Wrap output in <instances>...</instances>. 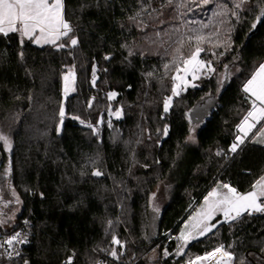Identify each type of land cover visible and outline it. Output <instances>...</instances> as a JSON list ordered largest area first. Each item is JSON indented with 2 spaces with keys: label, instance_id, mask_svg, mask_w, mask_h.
I'll list each match as a JSON object with an SVG mask.
<instances>
[{
  "label": "trees",
  "instance_id": "1",
  "mask_svg": "<svg viewBox=\"0 0 264 264\" xmlns=\"http://www.w3.org/2000/svg\"><path fill=\"white\" fill-rule=\"evenodd\" d=\"M179 1L173 0L168 14L186 25L184 57L195 45L189 36L210 35L201 46L223 53L217 67L224 74L222 81L210 77L175 96L167 113L163 105L172 97L175 65L150 52L149 29L139 22L153 8H166L168 0H64L65 19L78 44L63 50L29 40L21 44L16 33L0 34V135L12 138L10 153L0 141V191L6 198L11 188L22 203L15 226L28 220L32 228L20 264H65L69 258L73 264H114L102 253L112 246L106 222L119 216L120 205L133 214L135 238L121 239H126V257H143L136 264H148L144 257L156 252L155 264H183L221 245L235 255L234 264H264V214L221 224L176 262L174 256L163 258L177 246L165 234L176 237L191 208L213 188L229 184L245 193L264 176V145L254 134L230 151L251 106L243 88L264 63V19L257 22L264 0H246L230 18L233 28L224 19L232 13L230 1L222 0L227 9L214 8L206 18L181 10ZM68 65H76L81 90L68 99L61 123L62 72ZM113 92L117 95L110 100ZM113 103L123 110L115 121L120 138L107 130L95 137L74 118L96 119ZM11 154L12 179L8 176L5 185ZM163 181L172 185V194L155 216L151 196Z\"/></svg>",
  "mask_w": 264,
  "mask_h": 264
},
{
  "label": "snow or ice",
  "instance_id": "2",
  "mask_svg": "<svg viewBox=\"0 0 264 264\" xmlns=\"http://www.w3.org/2000/svg\"><path fill=\"white\" fill-rule=\"evenodd\" d=\"M209 0H203L207 4ZM240 4H236L239 8ZM264 19V13L257 22ZM207 27V25H204ZM253 28L256 24L252 25ZM73 31L70 23L65 19V5L64 0H0V34L8 36L10 33H17L20 37L21 44L24 43L25 38L36 44H53L57 45V41L63 37H69L71 46H76L78 40L70 37L69 34ZM191 44L195 42L193 50L184 57L180 48L176 49L177 56L173 58V65H175L176 74L172 76L173 87L172 95L178 96L180 94L181 86L186 87L188 81L187 76L191 75L192 79L198 78V73L205 67L209 71H214L210 67V62L206 64L205 61L199 59L201 52L205 49L201 46L204 42H210V35L204 36L196 34L188 37ZM183 46V40L180 41ZM60 48L65 47L64 44L57 45ZM214 54V53H213ZM108 59V57H105ZM181 64L183 67H181ZM169 64H165L164 68L168 70ZM183 73V75H181ZM151 75V73H149ZM95 84V69L93 70ZM64 79V96L67 98L70 92L75 91V73L69 70ZM195 87L196 85H192ZM244 92L249 93L252 99L251 110L244 117L242 123L238 126L239 132L244 133V136L237 135L236 141L231 145L230 151L235 153L240 145L244 143V138L256 124L264 121V64H261L251 79L247 81L244 86ZM117 94L115 92L109 94V99H114ZM172 103V97H166L164 100L163 110L167 113ZM91 107V102H89ZM119 116V110L114 113ZM59 116L61 123L65 117V109L62 105ZM84 123V121H81ZM92 127V125H88ZM95 131V129H93ZM163 134L167 136L168 128L163 129ZM0 141L3 142L5 149L11 150V143L6 136L0 135ZM260 142V141H257ZM218 155L220 153H217ZM93 175L100 176V171L93 172ZM264 176L260 177L253 185L252 190L241 193L235 187L229 184L217 185L204 198V204L197 214L192 217L191 231L181 233L179 239L187 242L190 239H196L197 234L203 236L213 230L220 223H231L240 219L245 213L252 215L254 213H264ZM222 214L223 220L217 221L215 224L210 223L217 214ZM187 228L188 225L186 224ZM19 234L8 240L7 243L11 245L14 240H17ZM112 242L120 245L121 242L113 237ZM111 256L118 258V253L115 249L111 251ZM167 254V253H166ZM10 255V254H9ZM219 255L220 259L216 264H231L233 255L225 251L223 246L216 248L214 251L208 253L204 257H197L198 261L210 260ZM67 264H71L69 258ZM195 264V262H191Z\"/></svg>",
  "mask_w": 264,
  "mask_h": 264
},
{
  "label": "rangeland",
  "instance_id": "3",
  "mask_svg": "<svg viewBox=\"0 0 264 264\" xmlns=\"http://www.w3.org/2000/svg\"><path fill=\"white\" fill-rule=\"evenodd\" d=\"M228 1H230L232 4L231 5L232 10L231 11L233 14L232 13L228 14L224 19H225V21H227L228 24H231L230 28H233L232 27L233 22L231 21L230 18L232 17V15H234L235 12L240 11V9L242 8V5L246 2V0H228ZM222 4H223L222 0H209V2L207 4L203 3V0H180L176 6H178L179 8L181 7V10L183 8V11H186L189 15L192 14L194 17H201V18L205 17L206 18L207 16L210 17V14L212 16V14L214 13V8H225V10H226L227 8L225 6H223ZM236 4H240V7L236 8ZM174 5H175V3L173 2V0H168V6H165L166 8H163V7L162 8H160V7L159 8H157V7L153 8L151 10V13L148 14L147 18L145 20L142 19L139 22V25L141 26V28H148L149 29V33H147V35H146L147 40H148L146 44L150 48V52L152 54L162 53L165 56H167V58L169 59L170 62H172L173 58L175 56H177V53H176L177 48H180L182 51V50H184V48L187 47V43L185 41V38H183L184 28L186 25H183L182 23H177L178 21L175 19V15L173 16V13L171 14V16L168 14V9L172 8ZM170 6H172V7H170ZM183 11H181L179 13V15H183ZM188 14L186 16H188ZM174 24H176V25H174ZM231 31H232V29H229V32H231ZM69 36L73 37L71 35V33L69 34ZM18 37H19V35H18ZM226 39H228V38H226ZM181 40H183V46H181V44H180ZM24 41H28V40L25 38ZM59 44H64L65 47L60 48L57 46ZM36 45H38V46H48V45L56 46L58 50H63L66 47L70 48V46H71L69 37H63L61 40L57 41V45H53V44H36ZM222 45H223V43L220 45V47ZM193 48H190V51L188 50L189 54L193 50ZM142 50H145V48H142ZM158 51H160V52H158ZM185 58H187V57H185ZM222 58H223V53L219 55V53L217 52V54H216L214 52V50L209 49V48L205 49V51L201 52L199 59L205 61L206 64L208 62H210V67L212 69H214V71H209L208 68L205 67L204 69L201 70L200 73L197 74L198 75L197 79L193 80L191 75L187 76L186 79L188 81V84L186 87L181 86V88L179 90L180 93L184 92L187 88L193 87L192 86L193 84L197 85L202 80L208 79L210 77L220 76L221 81H222L224 73L219 72L218 67H217L221 63ZM181 67H183L182 64H181ZM70 69L73 70L75 73V84H74L75 91L70 92L69 95L67 96V98H65L64 91H63V89H64L63 77H64V75H66L68 73V71ZM175 74H176V72H175ZM253 74H255V73H253ZM181 75H183V73H181ZM93 79H94V76L92 75V81H93ZM97 80H98V75L96 74V71H95V82ZM221 81H220L219 87H221ZM61 87H62V97H63L61 106L63 105L64 109H65V105L67 104L68 99L70 97H72L74 94H77V92L79 93L81 90V88H79V75L77 73L76 65H74V66L68 65L67 67H64L63 72H62V85H61ZM247 96H248V100H249L248 103H250V105L252 106V99L253 98L251 97V95L249 93H247ZM174 97L175 96L172 95V101L174 100ZM111 100H114V99H111ZM171 105H172V103H171ZM251 106H250V110H251ZM118 110L120 113L119 116L114 114ZM59 112H60V110H59ZM245 116H243V117H245ZM74 118L78 122V124L82 125L83 127L87 128L88 130H90L91 133L93 135H95V137L101 138L104 131H106V130L109 132L115 133L114 134L115 139L121 137V135L118 133V131L115 130V121L123 118V110L120 106H118L115 103L108 105V106H103L102 111L100 112V114L98 115V117L96 119H93V118L84 119V118H79V117H74ZM59 119L61 120L60 116H59ZM65 119H66V110H65V117H64L63 121ZM243 119H242V121H243ZM81 121H84V123H81ZM242 121H241V123H242ZM88 125H92V127H88ZM60 128H61V126L59 127V131H60ZM93 129H95V131ZM236 131H237V135L244 136V133L239 132L238 127L236 128ZM252 134H254V138L256 141H260L257 143L264 145V121H261L260 123L256 124V127L252 128L251 131L248 132V135L244 138V142ZM5 136L10 141L11 149H12V138L10 136H8V134H6ZM189 141L192 143L196 142L195 138L193 139L192 135L190 136ZM6 151H7V153L8 152L10 153L11 150L10 151L6 150ZM12 157H13V155L11 154L9 161H12ZM99 159H100V155H98V161H99ZM9 166H10V164H9ZM8 176L9 177L11 176L10 167H9V170L7 169V171L3 175L2 184H5V185L9 184V182H8L9 180L7 179ZM172 188L173 187L170 183L163 181V182H160L158 184L156 189H154V192L152 193V196H151V205L150 206H151L152 211H153L155 216L157 214H159V212L166 206V204L170 200V197L172 194V191H171ZM6 191H8V194H9V196L6 198L2 197L3 195H1V191H0V195H1L0 196V229L1 230H9V229L13 228L16 225L17 217L22 212L21 211L22 210V203L20 201H18V198L16 197L15 192L12 191V189L8 188V187L6 188ZM262 199H264V198H262ZM203 204H204V200L200 203V205L198 207L194 206L191 208L188 216L186 217L185 222L181 226L179 234L176 237L170 236V233L165 234V236L167 238H171L170 240H174V242L177 244L176 250L173 253L165 252L163 254V258L165 260L174 256L172 261L176 262L175 260L184 256L188 247L194 241L210 235L221 224H229V223L217 224V226L215 228H213V230L211 232H209L203 236H199L197 234L196 239H190L187 242L179 239L182 231L183 232H189L192 230L191 229V224H192L191 218L197 214V212L201 209ZM117 212H118L119 216H117V218H115V220L111 219V217H108L109 220H107V222H106V234H107L106 236H107V238H110V240H111L110 244H112V246L110 248L105 249V252H103L102 255L104 254L106 257H108L110 260H112V262L114 264H119V263L136 264V262L142 261L143 257L141 255H140L141 257L138 255L135 257L134 254H130L131 257L130 256L126 257L127 254L125 255V252H124V248L126 245L124 243V241L126 239H121V238H128L129 242H132L133 238H135V236L133 235L134 227L132 226L133 214H132V212H130L129 206L126 209L125 208L123 209V207H121V205H120L117 207ZM256 214H264V213H254L252 215H256ZM244 215H246V213ZM252 215H248V216H252ZM218 220L219 221L223 220L222 214L218 213L210 223L215 224ZM186 224L188 225L187 228L185 227ZM120 228L125 229V235H123V236L120 235ZM113 237L117 238L121 242V244L120 245L114 244L112 242ZM113 249H115L117 251L118 258H114L113 256H111L110 253ZM225 251H227V250H225ZM232 255H233V260L231 261V264H234L235 255L234 254H232ZM159 259H160V256L158 255L157 252L153 253L149 257H146V258L144 257V261L146 260V262H148V264L158 263ZM194 260H197V259L187 260L183 264H188V263L191 264V262H194ZM195 264H216V262L210 263V262H208V260H204V261H199V262L195 261Z\"/></svg>",
  "mask_w": 264,
  "mask_h": 264
},
{
  "label": "built area",
  "instance_id": "4",
  "mask_svg": "<svg viewBox=\"0 0 264 264\" xmlns=\"http://www.w3.org/2000/svg\"><path fill=\"white\" fill-rule=\"evenodd\" d=\"M17 234H19L18 239L14 240L13 243L9 245L7 241ZM31 234L32 228L28 220L23 221L21 224L9 230L0 229V264H20L26 249L31 244ZM195 261L197 260H194V262ZM67 262H65V264H67ZM23 264H30V261H26ZM71 264H73L72 260Z\"/></svg>",
  "mask_w": 264,
  "mask_h": 264
},
{
  "label": "bare ground",
  "instance_id": "5",
  "mask_svg": "<svg viewBox=\"0 0 264 264\" xmlns=\"http://www.w3.org/2000/svg\"><path fill=\"white\" fill-rule=\"evenodd\" d=\"M205 256H206V255H205ZM203 257H204V256H203ZM218 259H220V257L217 255L215 258H212V259L208 260V262H210V263H211V262H215V261L217 262ZM197 261H198V260H197ZM197 261H196V262H197ZM198 262H199V261H198Z\"/></svg>",
  "mask_w": 264,
  "mask_h": 264
},
{
  "label": "water",
  "instance_id": "6",
  "mask_svg": "<svg viewBox=\"0 0 264 264\" xmlns=\"http://www.w3.org/2000/svg\"><path fill=\"white\" fill-rule=\"evenodd\" d=\"M207 108H208V106H207ZM10 174H12V162L10 161ZM12 179V177L10 176L9 177V180H11Z\"/></svg>",
  "mask_w": 264,
  "mask_h": 264
},
{
  "label": "crops",
  "instance_id": "7",
  "mask_svg": "<svg viewBox=\"0 0 264 264\" xmlns=\"http://www.w3.org/2000/svg\"><path fill=\"white\" fill-rule=\"evenodd\" d=\"M215 262H216V261H215ZM215 262H214V263H215Z\"/></svg>",
  "mask_w": 264,
  "mask_h": 264
}]
</instances>
